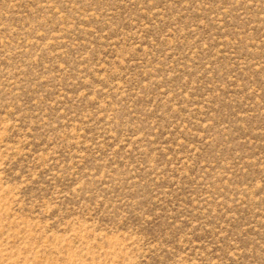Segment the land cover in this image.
<instances>
[{
  "label": "rangeland",
  "instance_id": "374dc122",
  "mask_svg": "<svg viewBox=\"0 0 264 264\" xmlns=\"http://www.w3.org/2000/svg\"><path fill=\"white\" fill-rule=\"evenodd\" d=\"M0 264H264V0H0Z\"/></svg>",
  "mask_w": 264,
  "mask_h": 264
}]
</instances>
